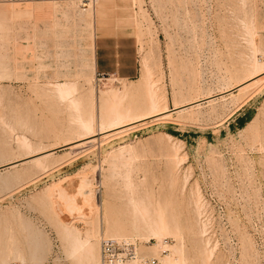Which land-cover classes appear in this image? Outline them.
<instances>
[{"label":"rangeland","instance_id":"rangeland-1","mask_svg":"<svg viewBox=\"0 0 264 264\" xmlns=\"http://www.w3.org/2000/svg\"><path fill=\"white\" fill-rule=\"evenodd\" d=\"M72 1L0 3V264H100L113 237L164 262L172 246L185 264H264V82L234 89L264 65V0H91L93 34L133 44L129 80L96 76L91 21ZM38 4L56 11L26 13ZM58 83L74 95L61 100ZM149 86L168 120L98 135L114 127L112 93L123 124L152 115ZM49 149L40 168L25 161ZM132 199L173 221L167 254L132 225ZM88 237L94 260L76 244Z\"/></svg>","mask_w":264,"mask_h":264},{"label":"bare ground","instance_id":"bare-ground-1","mask_svg":"<svg viewBox=\"0 0 264 264\" xmlns=\"http://www.w3.org/2000/svg\"><path fill=\"white\" fill-rule=\"evenodd\" d=\"M69 1H72V0H69ZM39 2H42V1H38V2H28V3H39ZM82 7H83V9L81 11L82 15L85 18H88L89 21H91V38L94 40V38H93V31H92V22H93L92 19H93L94 3L89 2V4H84V2H83ZM15 11L16 12H19V13L23 12V10L20 11L17 8H15ZM25 11H26V13L27 12H30L28 14H30V15L33 14V16L36 15L37 17H40V16L44 17V16H47L48 14H50V15H51V13L53 14V12L56 11V9L54 7H46V6H43V5L38 4L36 6H33L30 9L27 8V10H25ZM13 15H14V12H13ZM18 16H20V15H18ZM15 17H17V15H15ZM34 18H35V16H34ZM36 19H38V18H36ZM253 64H254L253 67L255 66V68L258 67V66H260V69L259 70L261 72L258 73V75H256V76L252 75L253 78H251L248 81L239 83L238 85L236 84V86L234 87V89L237 88L236 89L237 91L244 92V91H246L248 89L250 90V88H252L253 86L259 85L262 82H264V67H263L264 65H260L258 63V61L253 62ZM255 68H254V72H256L255 71ZM143 69H144L145 72H147V66H146V64L144 65V68ZM147 76L149 77V75H147ZM146 79L148 80L150 78H146ZM150 88H151V86H149V88H148V90H149V95H148L149 106L148 107L152 110V113L153 114L152 115H148L146 117H143V116H137L136 118L134 117L135 119L134 120H131L127 124H123V120L125 118H127L126 117V114L120 113V112L117 111L118 108L121 106L123 100H124L123 99V96H122V98H120L117 95H113V93H112V90L113 89H112L111 90V93L112 94H110L111 97H112V99H111L110 105H108V110L110 109L111 112H112V110H114L112 112V119L110 121L111 122L110 124L112 126H114V127H112V129H110L108 131L101 132L98 135H102L103 138H105V139H110V138H113V137L118 136V135H123V134L125 135V133H129L130 131H132V130L138 128V127L146 126V125H148V123H152V122H154V123L155 122H164L165 120H168L170 118V116L173 114V111L167 110V109L165 110L164 109L165 111H162L161 112V111L157 110V108H156V105L157 104H156V99H155V93ZM234 89H232V90H234ZM73 90H74V86L69 85V84H64V83L59 84L58 83V84H55L54 85V91L57 93L58 97L60 96L61 100H62V98L63 99H68L69 97H72L74 95ZM108 91L106 92V94L110 92V91L109 92ZM113 92H115V91H113ZM230 93L231 92L227 91V93L220 94L217 97L209 96V97H206L204 99H201L200 101H195V102L189 103L187 105H183V106H180L178 108H175L174 111H176L175 113H183V111L188 110V108H190V107H194V106L197 107V106H200V104H202V103H208V102L211 103L212 101H214L212 99H218V97H221L223 95H228ZM116 94H118V93H116ZM230 95H232V94H230ZM202 100H203V102H202ZM70 104L72 105V107L74 109H76V112H77L78 102L77 101H74V100H72V101L70 100ZM186 106H189V107H186ZM130 119H132V118H130ZM90 123L91 122L84 123V122L80 121V126H81V128L83 127V129L88 130L92 126ZM91 129H93V128H91ZM93 137H95V135H93L92 137L91 136L88 137V138H92L89 141H87L86 138L85 139H81L80 138V140L76 141L75 143L74 142L72 143L71 149H77V148H79L82 145L95 142V140H97V139H93ZM22 144H23V142H22ZM24 145H25V147H23L24 149H26V148L29 149L28 146H26L27 143H24ZM53 154L54 153H53L52 150H50V151H44V152L39 153V154L37 153V154H32L30 156H27V157H25V159H27V160H25V159H23V160H25L26 162L27 161L28 162H31V163L34 164V166H38L40 168L41 167L40 165L42 164V160L44 158L48 157V156L53 155ZM15 162H12V164H10V166L12 165L11 167H16L18 165V163H20V162H17V161H15ZM83 184L85 185V183H83ZM80 187L83 188L85 186H83V187L80 186ZM81 188H79V189H81ZM81 190L83 191V189H81ZM81 190H79V191H81ZM85 194H87V193H85ZM85 197H86V195H85ZM85 197L83 195V198H85ZM84 201H86V198H85ZM130 204H131L130 214H131L132 225L135 224L137 226L138 224H141V225L148 226L149 231L151 232L152 237H154L155 239H157L155 241H157L158 243H160L158 246L162 247V239L163 238H166L168 236L169 237L172 236L173 239H176L177 238V234L176 233H172L170 231V229H172V227H175V225L172 224L173 221H169V220L167 221L166 218L157 211V209L156 210L150 209L149 208L150 205H146L145 203H143V201H140V200L137 201V200H133L132 199L130 201ZM150 207H152V206H150ZM113 238L114 239L115 238L116 239H126L125 237L124 238H121V237H113ZM74 240H76V239H74ZM78 241L80 242V240H78ZM138 241H140V240H138ZM79 242H76V244H78L77 247L79 245H81V246H79V248L82 247V249H84V251L87 253L88 258H90L91 260L92 259L94 260V256H93L94 253L92 251V249L94 247V245H93V239H91V238L88 237V238H85V240L82 243L81 242L79 243ZM75 246H73V247H75ZM73 247H72V249H74ZM168 248L170 249L171 254H170L169 257H167V259L165 258L166 259L165 260V263L166 264H185V262H184V260L182 258V255H181L182 252H180V250L182 251V249L178 250V249H176L175 247H172V246H169ZM76 250H78V249H76ZM75 252H77V251H75ZM71 253H72V251H71ZM78 255L80 256V254H78ZM208 257H210V256H208ZM207 261H209V259Z\"/></svg>","mask_w":264,"mask_h":264},{"label":"crops","instance_id":"crops-1","mask_svg":"<svg viewBox=\"0 0 264 264\" xmlns=\"http://www.w3.org/2000/svg\"><path fill=\"white\" fill-rule=\"evenodd\" d=\"M95 6L93 10V17ZM93 21V19H92ZM95 40V74L96 76H117L129 80L138 74L137 60L133 44L125 38L108 35L102 32L93 34Z\"/></svg>","mask_w":264,"mask_h":264},{"label":"built area","instance_id":"built-area-1","mask_svg":"<svg viewBox=\"0 0 264 264\" xmlns=\"http://www.w3.org/2000/svg\"><path fill=\"white\" fill-rule=\"evenodd\" d=\"M56 0H0L3 2L23 3ZM80 2H91V0H79ZM100 77V75L98 76ZM148 241L145 245H149ZM170 240L162 241L163 251L161 256L167 254ZM139 244L135 240L103 238L100 244V264H165L162 257L141 254L138 250ZM13 264V263H10Z\"/></svg>","mask_w":264,"mask_h":264},{"label":"water","instance_id":"water-1","mask_svg":"<svg viewBox=\"0 0 264 264\" xmlns=\"http://www.w3.org/2000/svg\"><path fill=\"white\" fill-rule=\"evenodd\" d=\"M202 102H203V101H202ZM60 148H62V147H60ZM59 150H60V149H57V150H55V152H56V151H59Z\"/></svg>","mask_w":264,"mask_h":264}]
</instances>
